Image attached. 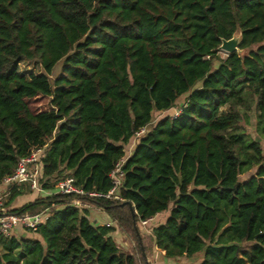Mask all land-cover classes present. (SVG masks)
<instances>
[{"label": "trees", "instance_id": "1", "mask_svg": "<svg viewBox=\"0 0 264 264\" xmlns=\"http://www.w3.org/2000/svg\"><path fill=\"white\" fill-rule=\"evenodd\" d=\"M234 33L242 53L220 57ZM184 94L176 116L152 122ZM38 95L50 108H30ZM252 110L262 139L264 0H0V186L20 158L43 149L44 189L72 176L106 193L125 159L121 199L52 193L9 209L51 215L20 238L0 233V264H150L140 221L163 212L147 228L166 257L264 264V153L239 126ZM9 190L6 207L31 191ZM74 198L101 209L137 248L123 251L115 226Z\"/></svg>", "mask_w": 264, "mask_h": 264}, {"label": "built area", "instance_id": "2", "mask_svg": "<svg viewBox=\"0 0 264 264\" xmlns=\"http://www.w3.org/2000/svg\"><path fill=\"white\" fill-rule=\"evenodd\" d=\"M179 110L173 115L176 116ZM146 128H140L134 136V143L140 136L145 134ZM43 149H36L28 156L22 157L17 161L13 173L3 179L2 184L6 187L5 190L0 191V233L5 237L20 238L25 231H36L39 226L43 225L50 217L51 212L49 208L32 214V215H18L9 212L6 208L7 189L16 184L26 183L31 191L46 192L49 189H44L39 181L40 167L39 157L43 153ZM124 158L116 162L114 169L110 173L112 182L111 188L106 193L87 192L75 184V179L72 176H67L59 180L52 191V193L59 194H76L99 196L109 199H121L119 196V187L123 178L122 165ZM72 204L83 207L85 202L78 198L72 200ZM152 222V218H147L140 221V227L146 228L148 223ZM125 247V245L123 246Z\"/></svg>", "mask_w": 264, "mask_h": 264}, {"label": "crops", "instance_id": "3", "mask_svg": "<svg viewBox=\"0 0 264 264\" xmlns=\"http://www.w3.org/2000/svg\"><path fill=\"white\" fill-rule=\"evenodd\" d=\"M132 148L129 150V153L132 151ZM5 188L6 187L3 184H1L0 191L5 190ZM9 188L7 189V195H6L7 201H9V199H10ZM50 191H52V190H50ZM40 193L41 192H38V191H32V192L29 191V192H26L24 194H21V195L15 197L6 208L12 209L15 207H20L21 205L29 202L35 196L46 195V194H40ZM83 207L87 210H90V214H91L92 218L95 221H97L98 224L107 223V224H112L115 226V230L113 231L112 236L114 237V239L116 240V242L120 246L125 245V247H126L127 244H130L131 241H130V237L128 235L129 233L127 231H125L123 228L117 226L115 223L111 222L110 219L108 218V216L101 209L96 208L95 206H93L89 203L84 205ZM166 216H167V213H165V212L159 213V214L155 215L154 217H152V223H156V224L162 223L164 221V219L166 218ZM23 234H24V232L22 233V236H23ZM25 236H30V234L26 233ZM33 237H38V236L33 234ZM143 242H144V246L146 248V250H145L146 256L145 257H146V260L150 264H198L200 258L202 257V253H196L192 257H189V258H187V257H166L164 255L163 250H160V249H158L152 245L151 240H150V244L146 241V239H144Z\"/></svg>", "mask_w": 264, "mask_h": 264}, {"label": "rangeland", "instance_id": "4", "mask_svg": "<svg viewBox=\"0 0 264 264\" xmlns=\"http://www.w3.org/2000/svg\"><path fill=\"white\" fill-rule=\"evenodd\" d=\"M239 53H242V51H240ZM218 55L220 57H225L227 54H226V52L218 49ZM214 64L216 65L217 63L215 62ZM60 66H61V62H58L55 65V67H54V69L52 71V74L50 76L51 79H54L56 77V75L59 73ZM186 95L187 94H184V95L180 96L178 98V100L175 102L174 107L171 108L170 110H168L166 112H153L152 113V118H153L152 122H154L155 120H157L158 118H160V117H162L164 115L173 116L179 110V108L182 105V103H183ZM29 105H30V108L33 111L46 110V109L50 108V105H49V97L42 96V95H38V96H36L34 98H31L29 100ZM238 108H241V106H238ZM223 109H228V106L224 107ZM250 122H251L250 125H246L243 120H240L239 126L242 127V128H244L245 131L253 139H256V140L259 141L260 146H261V149H262V152L264 153V138H262V139L260 138L259 139V137L257 136V134L255 133V130H254V110H252L251 113H250ZM126 151H127V153L129 152V150H126ZM255 171H256L255 168H252L251 170L247 171L246 173L240 174L239 175V179H241V180L246 179L249 176L253 175L255 173ZM58 181H56V179L55 180L54 179H51V182L54 183L53 184V190L52 191H54L55 185H56V183ZM52 191L47 190L46 192H41L40 194L49 195V193H51ZM46 195H44V196H46ZM86 204H88V203H85L83 205H86ZM140 231L142 233L143 241H144V239H146V241L150 244L149 229L147 227L146 228L140 227ZM128 235H129L130 241H131L130 244H127L126 247L121 246L122 250L125 251V252H129V251L135 250L137 248L135 242L132 239V236L130 234H128ZM139 264H141V263H139Z\"/></svg>", "mask_w": 264, "mask_h": 264}, {"label": "water", "instance_id": "5", "mask_svg": "<svg viewBox=\"0 0 264 264\" xmlns=\"http://www.w3.org/2000/svg\"><path fill=\"white\" fill-rule=\"evenodd\" d=\"M239 44H240V33H234L231 38L222 39L221 40V44L219 45L218 49L226 52V54L229 55V54H231V53H233L235 51L236 52H240L241 51L238 48Z\"/></svg>", "mask_w": 264, "mask_h": 264}]
</instances>
